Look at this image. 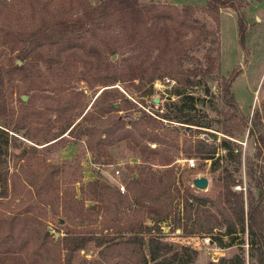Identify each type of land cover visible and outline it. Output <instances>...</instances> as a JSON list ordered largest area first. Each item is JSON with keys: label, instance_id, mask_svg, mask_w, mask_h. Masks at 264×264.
Wrapping results in <instances>:
<instances>
[{"label": "rangeland", "instance_id": "obj_1", "mask_svg": "<svg viewBox=\"0 0 264 264\" xmlns=\"http://www.w3.org/2000/svg\"><path fill=\"white\" fill-rule=\"evenodd\" d=\"M89 1L98 9L95 20L102 22L108 18L105 29L92 24H85L80 31L75 29L77 35L100 47L97 51L100 56L94 61L91 58V63L79 58L82 55L80 49L67 52L48 45L42 32L44 27L61 19L81 25L80 11L86 4L79 5V0H62L63 3L60 0H0V105L12 107L16 112L25 107L23 109L32 121L17 129L19 120L15 116H0V126L7 128L10 134L8 170L18 174L14 192L17 199L0 198V212L8 214L22 209L19 199L27 201L30 198L34 207L32 214L42 219L54 245L44 249L50 253L43 264H55L59 253L57 243L67 232L111 233L117 238H125L131 233L128 229H134L135 233H144L147 237V227H153L152 234L173 244L172 254H176L180 264H208L220 260L224 261L221 264H238L239 258L245 264H256L255 245H251L246 218L243 217L244 228L239 221L231 234L226 233L225 225L208 233L211 218L204 212L196 214L195 201L187 194V189L193 194L214 198L221 191L217 177L222 171L235 180L234 191L243 192L246 199L251 193L255 199L258 197L259 161L255 156V137L264 135V0H245L240 12L244 28L242 44L238 15L232 8L220 9L216 25L202 10L206 0H137L141 5L171 3L195 8L193 17L199 28H204L195 32L201 34L200 38L193 35L194 39L185 46V56L175 58L174 48L170 47L164 59L157 58L151 43L136 49L140 37L134 32V21L119 22L109 18L111 13L122 15L123 11L131 9L132 0ZM5 32L10 35H4ZM38 35L35 43L28 45L30 41L27 40ZM190 36L191 33L187 37ZM208 49L213 50L210 54L213 59L217 49L219 55L211 72L205 73ZM138 66L144 69L143 78L132 79L131 71ZM164 68L169 73H165ZM152 69H159L160 74L150 81ZM231 73H235L236 78L230 91L243 119L238 115L230 116L233 110L225 100L221 78ZM109 87H115L117 91L104 96V100L110 101L112 95L117 97L111 101L115 100L124 108L118 115L128 127L142 111L171 117V120L158 117L161 125L158 132L166 141L161 144L162 149L168 150L174 158V178L169 177V168L150 164V159L141 162L136 149H131L126 140L97 149L93 154L88 151L83 127L92 119L98 120L97 109L89 110L92 112L86 121L78 114L84 104L90 105L102 89ZM177 89L181 91L180 95L174 94ZM47 105L60 107L61 112H48L45 110ZM32 111L40 115L33 116ZM114 115L117 114L113 112L109 116ZM175 116L193 118L203 127L197 130L193 125L176 121ZM71 124L76 125L72 128ZM59 133L62 135L58 141L47 142L49 136ZM197 138L207 143L205 148L214 150L212 159H204L203 154L195 152ZM149 144L152 148L160 146L153 142ZM182 149L190 151L182 152ZM19 155L29 165L20 166L23 160H19ZM186 159H193L194 166H189ZM213 165L217 167L216 171L211 170ZM47 167L55 171L59 194L66 197L63 202L56 198L53 190L43 189L40 179L32 174V171L40 172ZM116 169L120 170L118 178L115 177ZM141 169L163 177V181L170 182V188L153 187L149 195L139 192L130 183V177ZM196 177H205L207 186L203 189L194 186ZM23 179L34 185L29 191ZM91 181L109 186L103 188V197L96 202L88 199ZM118 181L129 184L130 190H118V194L115 190ZM147 199L154 205L152 210L145 203ZM185 199H189L190 206H184ZM44 201L52 203L46 205ZM260 211L264 222V199L260 202ZM184 246L197 250L192 261L181 248ZM143 250L147 252L146 248ZM110 253L106 250L104 257L108 258ZM61 254L65 255V251ZM12 257L6 255L2 262L12 264ZM104 257L94 241H90L73 254L70 264H97Z\"/></svg>", "mask_w": 264, "mask_h": 264}, {"label": "trees", "instance_id": "obj_2", "mask_svg": "<svg viewBox=\"0 0 264 264\" xmlns=\"http://www.w3.org/2000/svg\"><path fill=\"white\" fill-rule=\"evenodd\" d=\"M60 2L63 3L62 0H60ZM132 2L134 5L131 9L123 11L122 15L119 13H111L109 18H115L119 22L129 20L133 23L134 21V32L140 37L138 44L135 46L136 49L144 46L147 42L151 43L157 51L156 56L158 59H164L170 47L174 48L173 56L175 58L185 56L187 53L185 46L192 38L194 39L193 35H195V38L196 35L197 38H200L199 36L201 34H196V30H204L202 27L199 28L197 20L193 17L195 8L192 6L179 7L171 3L141 5L137 0H132ZM82 3L86 4V6H83L80 11L81 15L79 17V22L82 23L81 25H76L75 22L61 19L44 27L42 32L45 34L44 36L48 42L47 44L56 46L58 50L62 49V51L65 50L68 52L71 49H80L82 55H79V58L87 63L91 58H93L94 61V58L100 56L101 53H97L100 47L91 45L85 37L80 34L77 35L75 29H79L80 31L85 24H92L98 29H105L108 18L102 22L95 20L94 16L98 11L97 7L92 5L89 0H79V5H83ZM244 3L245 0H206V4L202 10L212 18L216 25H218L220 9L226 7L232 8L238 15L239 35L242 44L244 28L243 16L240 12L244 8ZM45 6L50 7L47 3H45ZM33 13L34 11L32 14ZM190 33L191 36L187 37ZM6 34L10 35V33L5 32L4 35ZM33 36H35V34ZM39 36L40 35L31 40H27L30 41L28 45L33 42L35 43V40L38 39ZM206 38L207 36L205 39ZM108 50L111 53L115 52L110 49ZM212 51V49H208L205 54L206 66L203 69L205 73L211 72L215 65V61L218 59L219 49L216 51L215 59L210 57ZM101 59L104 60L103 53ZM91 62L92 61H89L88 63ZM101 63H103V61H101ZM164 69L165 73H169L166 68ZM152 70L149 77L150 81L156 79L160 74L159 69ZM131 72L132 79L143 78L144 69H141V66L132 69ZM235 78L236 74L231 73L230 76L222 77L221 80L224 84L226 103L233 110L230 112V116L238 115L240 117L239 106L230 91L231 83ZM114 88L115 87L102 89L88 106L86 104H84V106H82L83 104L79 105V107L82 106V110L78 115H80L81 119L84 121H86L91 114L92 111H89L90 109H97L95 114H97L98 117H96V119L98 120L94 122L95 119H92L88 125L83 127V134L87 138L86 146L88 151L93 154L97 149H102L106 146L114 145L119 141L126 140L131 149H136V156L141 162H148L150 159L152 160L150 164H158L164 168H169L167 169L170 175L169 177L174 178V163H172L174 158L168 150L162 149L161 144L166 141L163 134L158 132L161 128L158 117L169 120H171V117L159 114L150 115L142 111L141 115L132 120L128 127L120 115H118V112L124 110V108L118 103H115V100L111 101V98L117 97L112 95L109 96L110 101L104 100V96L110 92L117 91ZM174 94L180 95L181 91L177 89L174 91ZM188 98H192V96L188 95ZM114 104H116V107H114ZM69 107L71 108V106ZM23 108L25 107L19 108V111L16 112L12 107L1 104L0 116H7L10 118L15 116L19 120L17 129L24 128L32 121H30L27 115L28 113H26ZM45 110L48 112H61L60 107L57 106L47 105L45 106ZM113 112L117 115L110 117L109 115H112ZM31 115L39 116L40 113L32 111ZM105 115L108 116L104 117ZM174 118L178 122L195 126L197 130H201L200 128L203 127L200 122L193 118L182 119V116H175ZM76 124H71L73 125L72 128ZM9 135V130L0 126V186L2 190L0 191V198H7V200L14 201L17 199L14 192L18 186V181L15 179L18 174L13 173V171L10 173L8 170L9 162L7 156L9 152ZM61 135L62 133L51 135L47 139V142L52 141L50 143L52 144L58 141ZM28 139L37 143L32 138ZM149 142L160 144V146L158 148H152ZM255 145V156L259 161L256 181L259 193L256 199L252 193L246 199L243 192L234 191L232 187L236 185L235 180L231 175H226L222 171L217 177V183L221 186V191L214 198L193 194L188 189L187 194L195 201L196 214L198 215L200 212H204V214L211 218L208 220V222L211 223L207 229L208 233H211L214 228L225 225L226 233L231 234L234 230V225L239 221L241 222L242 228H244L243 217H245L247 222L246 230L250 236L251 245H255L256 264H264V222L260 211V202L264 199V135L259 134L255 137ZM206 146L207 143L202 138H197L194 144L195 152L203 154V156H205L203 157L204 159H212L214 157V150L207 149L205 148ZM189 151L190 149H182V152ZM19 160H23L20 166L25 167L29 165L28 161L25 160L22 155H19ZM212 163H215V161ZM211 170L216 171L217 167L213 165ZM32 174L40 179L43 189L53 190L54 195L57 199H61V202L66 199V197H61L59 194L54 170L51 171L47 167L40 172H38V170L32 171ZM130 178V183L139 189V192H146L145 194L148 195L153 190V187L164 185L169 189L171 186L169 181H163V177L156 176V174L152 172L147 173L146 171L145 173L142 169L138 173L132 174ZM23 182L27 186L28 191L34 186L27 179H23ZM88 186L91 187L88 199L94 202L101 200L103 197V188H109L107 184L98 183V181H91L88 183ZM124 187L127 191L130 190L129 184H124ZM115 190L120 194L117 187ZM188 200L189 199L184 200L185 207L191 205V202ZM19 202H21L19 206L24 208L17 209V211L8 214L0 212V264H4L2 260L6 255L13 256L12 258L14 261L12 264H43L49 258L48 254L50 253L44 252V249L48 250L54 246L52 237L46 230V226L42 219L32 214L34 207L30 203V198L27 199V201L26 199H19ZM44 202L46 205L52 203V201ZM145 203L147 207L152 210L154 206L152 201L147 199ZM80 204L82 205V202H80ZM232 216H234V218H232ZM17 224H19L18 228ZM154 226L155 228H159L158 225ZM145 229L147 230V234H149L147 237L144 233H135V231H132L134 229H128L131 233L125 238H117L111 233L83 235L67 232L57 243V246H59V253L56 255L55 264H70L73 254L84 248L90 241H94L95 246L100 248L103 257L106 250H110L111 252L108 258L104 257L103 260L97 261V264H147L149 261L152 262V264H180L178 263L180 261H177L175 258L176 254H172L173 244L163 240L159 235L152 234L151 230H153V227H147ZM121 230L122 229H120V231ZM35 240L36 243L33 245L32 243ZM143 248L147 249L146 253ZM181 248L188 253L189 261H192V259L197 256L196 249L187 246ZM61 251H65V255H62ZM222 262L224 261L220 260L218 263L210 261L208 264H221ZM237 262L238 264H245L244 260L240 258Z\"/></svg>", "mask_w": 264, "mask_h": 264}, {"label": "built area", "instance_id": "obj_3", "mask_svg": "<svg viewBox=\"0 0 264 264\" xmlns=\"http://www.w3.org/2000/svg\"><path fill=\"white\" fill-rule=\"evenodd\" d=\"M186 162L188 163L189 166H194V161L193 159H186ZM120 170L119 169H116L115 170V177H119L120 175ZM116 187L121 191V192H124L125 191V187H124V184L122 182H117L116 183Z\"/></svg>", "mask_w": 264, "mask_h": 264}, {"label": "water", "instance_id": "obj_4", "mask_svg": "<svg viewBox=\"0 0 264 264\" xmlns=\"http://www.w3.org/2000/svg\"><path fill=\"white\" fill-rule=\"evenodd\" d=\"M155 102L156 99H154ZM208 182L207 179L205 177H196L193 179V185L196 186L197 188L203 189L207 186Z\"/></svg>", "mask_w": 264, "mask_h": 264}]
</instances>
